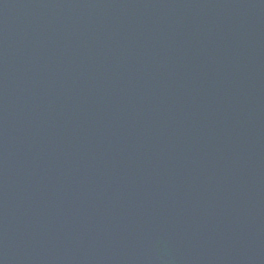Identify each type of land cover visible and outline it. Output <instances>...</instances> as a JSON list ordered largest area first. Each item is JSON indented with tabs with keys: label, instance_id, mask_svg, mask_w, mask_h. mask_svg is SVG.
<instances>
[{
	"label": "water",
	"instance_id": "obj_1",
	"mask_svg": "<svg viewBox=\"0 0 264 264\" xmlns=\"http://www.w3.org/2000/svg\"><path fill=\"white\" fill-rule=\"evenodd\" d=\"M0 264H264V0H0Z\"/></svg>",
	"mask_w": 264,
	"mask_h": 264
}]
</instances>
